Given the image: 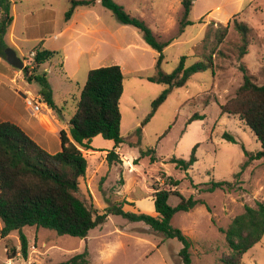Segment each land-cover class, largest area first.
Masks as SVG:
<instances>
[{
	"label": "rangeland",
	"instance_id": "rangeland-1",
	"mask_svg": "<svg viewBox=\"0 0 264 264\" xmlns=\"http://www.w3.org/2000/svg\"><path fill=\"white\" fill-rule=\"evenodd\" d=\"M113 1L143 20L158 41H169L162 50L161 71L171 73L182 56H186V66L197 61L206 64V69L192 74L184 86L171 88L154 112L153 101L169 88L149 80L158 70L159 52L146 44L142 31L118 21L100 0L77 6L68 20L64 13L69 1L45 2L52 4L50 14L35 11V2L16 1L11 10L16 40L8 43L6 36L7 47L28 62L29 53L39 44L52 45L57 32L66 23H74L59 42L67 44L70 61L80 49L95 53L91 61L87 55L79 56L80 68L72 77V69L62 66L64 55L58 51L38 68L42 74L43 66H49L46 78L59 108L54 111L67 120L76 109L88 71L119 65L124 86L119 101L122 142L114 148L112 140L97 135L91 142L95 150H82L87 168L80 179V196L98 212L115 205L125 211L156 215L155 188L174 189L169 178L178 180L176 188L183 196L206 201V205L177 212L171 219V225L190 240L191 264H224L221 259L229 253L224 230L243 211L244 204L264 201V158L252 161L240 177V188L233 192L200 189L212 180L232 181L245 159L244 150L261 149L251 129L237 116L222 113L220 105L242 83V66L254 82L264 84V0H194L187 16L190 23L185 25L180 23L182 0ZM30 10L33 12L27 14ZM235 21L243 22L248 32L238 29ZM17 82L33 92L40 89L35 80ZM195 114L202 118L190 120ZM224 133L236 142L226 140ZM58 141L55 135L54 144ZM195 145L196 161L189 169H179L171 162L173 157L188 159ZM108 150L116 151L121 161H108ZM178 202L174 195L168 199L171 206ZM21 232L28 240L27 257L20 254V232L14 230L0 238V264H56L82 252H87L88 264H183L179 240L164 238L144 222L117 214H109L84 238L35 226H25ZM239 264H264V234L242 255Z\"/></svg>",
	"mask_w": 264,
	"mask_h": 264
},
{
	"label": "trees",
	"instance_id": "trees-1",
	"mask_svg": "<svg viewBox=\"0 0 264 264\" xmlns=\"http://www.w3.org/2000/svg\"><path fill=\"white\" fill-rule=\"evenodd\" d=\"M194 0H182L181 25L190 23L187 20ZM64 13L65 20L70 19L74 10L80 5H90L94 0H70ZM103 7L110 10L118 21L130 24L143 32L144 40L152 49L159 52L156 63L157 72L149 78L152 82L164 83L169 86L153 101V112L168 97L173 87L186 84L189 77L206 69L203 61L185 65L186 56L180 58L179 64L171 73L160 69L163 48L169 41L161 42L146 26L143 20L127 13L124 8L113 0H100ZM11 1L0 0V56L5 58L7 47L5 36L12 24ZM238 29L248 32L243 22L235 21ZM245 48V47H244ZM34 63L38 65L51 57L53 51L42 49L40 44L34 49ZM244 54V51H240ZM28 81L35 80L40 84L38 93L43 102L51 109L59 108L52 98V90L46 74L36 73L37 68L25 66L22 69ZM243 81L234 95L220 105L222 113L237 116L254 133L261 144L255 152L244 150L245 159L233 180L210 181L204 184L203 192L221 190L230 193L239 189L241 175L254 160L264 158V84H257L241 67ZM123 72L119 65L92 68L87 73L76 109L69 120L67 131L60 130V150L49 153L30 138L18 125L10 121H0V238L6 237L11 231L20 232V254L28 255V240L21 232L25 226H35L54 230L59 235H70L79 238L87 236L89 230L105 222L109 214L121 215L129 221H142L153 231L164 238H175L182 243L179 257L183 264H191L190 240L177 227L171 225V219L177 212H186L199 204H205L204 198L185 197L178 189V180L169 178L174 189L155 188L153 204L156 215L125 211L112 205L104 212H98L80 196V179L85 176L87 160L82 150H95L93 137L100 135L114 142L117 148L122 142L120 133L121 113L119 101L123 93ZM202 118L193 115L190 120ZM223 137L236 142L228 133ZM197 145L192 149L188 159L171 158V162L182 170L189 169L196 161ZM154 152V150H152ZM108 161L119 159L118 153L108 150ZM120 160V159H119ZM155 160V156H152ZM121 161V160H120ZM177 196L176 206L168 203L170 196ZM264 234V201H256L253 206L244 204L243 211L229 223L224 236L229 253L222 257L224 264H239L242 255ZM56 264H88L87 252L77 253L69 259Z\"/></svg>",
	"mask_w": 264,
	"mask_h": 264
},
{
	"label": "crops",
	"instance_id": "crops-1",
	"mask_svg": "<svg viewBox=\"0 0 264 264\" xmlns=\"http://www.w3.org/2000/svg\"><path fill=\"white\" fill-rule=\"evenodd\" d=\"M11 1V10L12 6L16 4V1L22 2H35L38 4L35 11H45L46 14H50L53 10L52 4H45L49 0H10ZM52 1V0H50ZM70 0H65V3H68ZM39 3H42L39 4ZM66 4H63V10L66 8ZM33 12L32 10L28 11L27 14ZM14 16L12 24L6 34L8 38V43H14L16 40L15 31L13 29L14 25ZM74 23H66L62 29L57 32V35L54 36V42L50 46H42V49H48L54 52L62 51L64 58L61 61L62 66L64 65L66 69H72V77L74 72H77L80 68V57L82 55H87L88 60L91 61V52L80 49L78 56L74 57V61H70L69 55L66 52L67 44L59 42L60 38L66 33H68L73 27ZM24 33V31L22 32ZM5 36V38H6ZM70 37V36H69ZM20 38V37H19ZM20 51V45L16 46ZM22 51V50H21ZM22 54V52H21ZM86 57V58H87ZM50 62V60H49ZM47 63V60L38 64L32 65V67L37 68L36 73H38V68L41 64ZM46 64L43 66V73L47 74L48 70ZM76 69V71H75ZM21 81L27 80L23 73V70H19L11 66L5 58L0 56V121H10L18 125L30 138H32L39 146L49 153H56L60 150V140L57 144H54V136L57 135L59 138L60 130L67 131L69 128V120L65 119L63 116H59L56 112L51 109L45 102L42 101L38 90L35 92L31 91L29 88H25L24 85H17V80ZM30 95L34 97L41 104V108L38 112H31L29 106L25 102V96ZM54 101V100H53ZM55 103V102H54ZM44 110V111H43ZM80 186V185H79Z\"/></svg>",
	"mask_w": 264,
	"mask_h": 264
},
{
	"label": "water",
	"instance_id": "water-1",
	"mask_svg": "<svg viewBox=\"0 0 264 264\" xmlns=\"http://www.w3.org/2000/svg\"><path fill=\"white\" fill-rule=\"evenodd\" d=\"M5 60L14 68L22 70L25 65L24 61L16 54L11 47H6L4 50Z\"/></svg>",
	"mask_w": 264,
	"mask_h": 264
},
{
	"label": "built area",
	"instance_id": "built-area-1",
	"mask_svg": "<svg viewBox=\"0 0 264 264\" xmlns=\"http://www.w3.org/2000/svg\"><path fill=\"white\" fill-rule=\"evenodd\" d=\"M34 56H35V52L31 51L29 53V61L28 62L24 61V65L25 66L27 65V66H29L31 68L32 65H34V63L31 62L34 59ZM25 102L29 106L31 112H33V113L38 112L40 110V108H41L40 102H38L34 97H31L30 95L25 96Z\"/></svg>",
	"mask_w": 264,
	"mask_h": 264
}]
</instances>
